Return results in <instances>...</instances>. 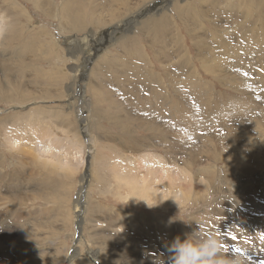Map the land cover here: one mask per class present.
Wrapping results in <instances>:
<instances>
[{
  "label": "rangeland",
  "instance_id": "obj_1",
  "mask_svg": "<svg viewBox=\"0 0 264 264\" xmlns=\"http://www.w3.org/2000/svg\"><path fill=\"white\" fill-rule=\"evenodd\" d=\"M34 1L17 0L19 8H10L8 6L13 7V4L0 0V20L4 15L10 21L17 19L25 38L35 42V50L21 57L24 66L28 67L22 79V98L16 104L0 103V225L1 222L5 225L0 229L18 231L0 248V264H32L13 262L16 251L22 258L31 255L37 264H68L78 252L79 261L71 264H127L130 259L127 251L119 252L120 258L113 261H108V253L114 250L113 247L129 249L141 241H136L140 237L146 247H142L146 251L143 255L147 258L145 260L152 258V263L156 264L159 257L169 264V244L180 233L184 239L191 235L195 230L194 220L201 224L198 228L201 235L207 234L205 228L208 227L207 231H214L221 243L225 241L221 236L223 231L227 228L234 231L228 235L229 241L237 244L242 254L264 264V202L256 199L254 207L244 205L250 190L255 189L254 194L264 195V122L254 121L246 130L243 120L248 115L244 113L233 116L227 124L219 122L210 126L204 122L212 120V116L200 114L193 120L191 129L188 127L191 132L195 131L192 136L183 139L179 129L177 133L170 134L172 148L163 133L162 123H153V131L143 126L146 118H151L153 110L170 117L164 109V99H156L170 95L173 80L179 83L182 93H188L194 99L199 97L200 91L195 82L200 81L203 90L211 95L205 100H217L216 108H225L226 101L234 102V115L250 104L264 112V24L255 25L259 23L253 18L255 6L241 7L242 0H116L119 5L114 4V0H95V10H83L80 14L85 23L79 31L67 28L64 23L65 0H39L43 4L40 8ZM161 4L163 6L155 13L141 10L145 6L159 8ZM230 7L234 9L231 11ZM182 8L203 11L209 16L205 19L212 24L201 18L198 23L193 20L192 25L185 28L178 14ZM247 10H253L252 18L244 14ZM112 13H116V17ZM261 16H264V9ZM104 27H112L113 33L121 34L114 36V42L108 38L110 42L104 43L106 49L101 50L99 56L90 55L88 64L81 61L77 65L73 57L85 56L87 51L75 49L74 38L84 39L96 33V38L88 36L92 44L100 35L106 37ZM255 36L263 41L261 45L258 46ZM69 41H72L73 48H68ZM116 56L132 63L136 71L118 67L115 73L104 75V62L108 59L113 61ZM93 58L95 61L89 67ZM15 59L13 61L18 63L19 60ZM76 66H82L79 71L84 73L80 82L81 93H77V85H74ZM146 73H153L159 82L143 83ZM16 74L10 79H21ZM72 93H77V96H70ZM159 107L163 111L158 110ZM37 109H40L41 116ZM17 110H21L22 117H17L13 125L8 118ZM40 118L47 122L40 121ZM39 121L43 124L34 125L35 134L28 124ZM42 130L52 134L55 143L62 141L68 154L30 155L13 147L10 139L15 132L24 136L22 141L26 144L45 147L51 138H48L49 134H45V138L41 136ZM230 132L256 135L242 139V145ZM226 145H233V148L214 154L217 148L222 149ZM206 147L209 148L207 151ZM246 149L248 160L237 169L238 173L246 170L245 177L238 173L230 174L232 168L224 159L229 158L232 150L236 156ZM145 155H152V159H146L148 163L143 161ZM64 156L69 160H62ZM156 159H163L169 168L193 177L186 176L184 184L191 182L195 185L203 179L208 190L197 199L193 196L188 200L178 198L175 201L167 200L165 196L164 199L146 198L139 186L147 184L140 183L141 180L137 185L139 188L124 183L128 181L135 185L129 168L135 170L137 165L146 170L161 166L154 163ZM201 173L206 177L199 178ZM180 180L183 182L184 178ZM84 182L89 187L87 194L84 192L87 197L86 200L84 198V203L87 201L86 215L81 218L75 204ZM171 183L178 185V180L169 178L163 184L164 189L170 190ZM247 191L250 192L246 194ZM232 201L248 214L230 215L229 211L237 213L232 210L233 206L227 207ZM216 210L219 212L217 216L213 214ZM165 228L167 232H164ZM113 232H116L115 238ZM100 236L111 242L108 245L111 250L98 243ZM256 242L259 246L255 245ZM100 256L105 258H98Z\"/></svg>",
  "mask_w": 264,
  "mask_h": 264
},
{
  "label": "bare ground",
  "instance_id": "obj_2",
  "mask_svg": "<svg viewBox=\"0 0 264 264\" xmlns=\"http://www.w3.org/2000/svg\"><path fill=\"white\" fill-rule=\"evenodd\" d=\"M4 1H6L9 4H13V7H12V5L8 6L10 8H19V6L17 5V3H18L17 0H4ZM212 1L214 2V0H212ZM34 2H35V5L38 6L37 8H40L41 6L43 7V4L39 0H37V1L35 0ZM232 2H234V0H232ZM232 2H231L232 6H235V8H236L237 5H233ZM241 3L244 4V5H242V4L239 3L241 7L247 5L246 6V8H247V7H249L250 4H251V8L255 6L256 15L253 16V18H254L255 21H259V23H256L255 25H259L260 23L264 24V16L263 17L261 16V10L264 9V0H242ZM114 4H118V3H116V0H114ZM114 4H113V8L115 10H117V8H116V6ZM162 6H163V4H161V6L159 8L157 6H145V8H142L141 10H148V11H152V13H155L154 11H156L157 9H160ZM63 8L66 11V16H65V19H64V23H65L66 27L68 26L70 28H73L74 30L81 31V29L83 28L85 22H84V18H82V16H80V14L83 12V10H89V11L95 10L97 8V5L95 3V0H93L91 2H88V3H85L83 0H65ZM230 9L232 11L234 8L230 7ZM214 10H217V9L215 8ZM251 11H253V10H247V11L244 12V14L246 16L250 17ZM49 12H51V10ZM139 12L140 11H138V13ZM115 14L116 13H112V16L116 17V16H114ZM178 14L181 16V22H182V25L185 28H188V24L192 25V21L193 20H195L198 23L199 21H201V18L203 20L205 18L208 19V17H209L203 11L195 10V12H193V11H190L188 8H182L181 10L178 11ZM2 18H3V20H0V72H2V79L3 80L0 78V103L2 101L15 103V102L20 101L19 99L22 98V96L20 97V95H22V93H21L22 79L25 77V69L28 68V67L24 66V64L22 63L21 57H23V56L25 57L29 53H31V51L35 50V46H34L35 42H34V40L29 41L28 38L27 39L25 38L23 27H22V25H20V23L17 22V19L14 22V20H12V21L8 20L5 15L2 16ZM250 18H252V17H250ZM207 19H205L203 21L206 22V23L212 24V21L207 20ZM96 21L97 20L95 19V22ZM99 22L101 23L100 19H99ZM104 28H105L106 37L103 38V36L100 35V37H98L97 41H96V39H94L92 44H91L92 40L89 37L92 36V38L93 37L96 38L98 36L96 33L92 34L90 32L91 34L88 35L89 37L87 36L84 39L83 38H79V39L77 38L76 39V38L73 37L75 41L74 40H72V41H74V44L77 45V47L75 49H80V50H83L85 52L87 51L85 56L82 54L83 55L82 57H78V56L77 57H73L74 58L73 61L77 62V65L81 61H82V63H84V65L88 64L89 63L88 59H89L90 55H91V57H92V54H95V56H99L101 50L106 49L104 43L110 42V40L108 38H111V40L114 42V39H115L114 36H117V35L121 34V33H113V28L112 27H104ZM90 29H91V26H90ZM187 31L189 32V30H187ZM101 33H103V31ZM110 34L112 35V37H111ZM30 36H31V34H30ZM100 38H102V40H100ZM254 38H255V41L258 44V46L263 43V41H261L259 39V37L255 36ZM32 39H33V37H32ZM53 39H54L55 44H56L55 38H53ZM56 39H57V37H56ZM57 41H59V40H57ZM72 41L71 42L69 41V43L66 42V43L69 44V47L67 46L68 48H73L74 47ZM230 42H232V40ZM14 58H16L15 59L16 61L19 60V62L15 63L13 61ZM93 60H94V58L90 59L89 67H90L91 62ZM17 66H18V68H17ZM14 67H16V68H14ZM118 67H126V68H129L130 70L132 69L133 71H136V68L134 67V65L132 63L127 62L124 58H122L120 56L119 57L116 56L113 61H111V59H108L107 61L104 62L103 73L106 72V73H104V75L108 74V73L109 74L110 73H115V70ZM76 68H77L76 69V83H74V85L75 86L77 85L76 86L77 93L78 92L81 93L80 86H82V85H80V82H81V77L84 75V73L82 71H79L82 68V66H76ZM16 70H17V74H16ZM37 71H39V70H37ZM89 71H92V68ZM112 71H114V72H112ZM14 72H15L16 76L18 75L17 77L21 76L20 77L21 79L11 80L10 78L12 77V75H15ZM146 75H147L146 80H144L143 83H147L148 81H151V82L153 81L155 83V82H159V80H160V79L156 78V76L153 73H146ZM78 78H79V81H78ZM10 81H15L16 83L13 84V83H10ZM77 82H78V84H77ZM195 83H196V87H200V91H199V95H198L199 97H195V99H194L193 98L194 96H192V95H190L188 93L185 94V93L181 92V86L179 85L178 82H176V80L171 81V83H170V87H171L170 95L165 94V95L162 96L161 99H156V101H161L162 99H164L163 106H164L165 111L167 113H169L168 115L170 117L166 118L163 114H160L157 110H153L154 112L151 115V118L147 117L146 120L143 122V126L146 127L147 129L151 130V131H153V129H154L153 123H155V124L162 123V126L164 128L163 133L167 135L165 137L168 139L167 140L168 143L171 144V148L173 146H172V142L169 140L170 139V134L173 133V132L177 133L178 129H179L181 131V137L183 139H184V137L186 138V136H188V135L192 136L195 131H192V132L190 131V129H191L190 125H192V124L194 125L193 120L195 119V117H198L200 114H206V115H211L212 116V120L204 122V123H209L210 126L217 125L219 122L223 123V124L226 123V122L229 123V122H231L233 116L235 118V117H237V116H239L241 114H244V113H247V115H248V117H246L243 120V122H245V129L246 130L249 129L248 125L253 123L254 121H256L258 123L264 122V112L260 111L258 107H253L252 104H250L244 110L238 111L235 115H234V108H235L236 104L234 102L226 101L225 102V108H223V107L216 108L218 106L217 100H214V101H212V99L211 100H205L206 97H211L210 93H206L203 90V88H202L203 85L200 84V81H196ZM18 92H20V93H18ZM77 93H72V94H70V96L76 97ZM165 96H167V98H165ZM83 97H85V96H83ZM218 98H221V96H219ZM81 99H82V97H81ZM248 99H251L250 96H248ZM149 107H151V106H149ZM161 109L162 108L159 107L158 110H161ZM30 110H29V112H30ZM37 110L39 111L38 114L41 116L42 113H41L40 109H37ZM162 111H163V109H162ZM29 112H27V113H29ZM251 112H254L255 114L252 115ZM34 113L35 112H33V114ZM220 113H222V114H220ZM10 114H11V112H10ZM20 115H22L21 114V110L20 111L17 110L15 115H13L12 117L8 118V120H10L8 122L9 123L11 122L14 125L13 122L16 120V118L17 117H22ZM35 115H36V113H35ZM228 117L231 118V119L229 120ZM214 118H217V119L214 120ZM40 121H45V120L40 118ZM40 121L38 123H30V124H28L30 130L35 132V134H36L37 131L34 128V125L43 124V123H40ZM45 122H47V121H45ZM12 124H11V126H12ZM183 126L186 127V128H188L190 126V129L188 128L189 131H187L186 128L184 129ZM5 127H7V126H5ZM38 127L41 128V126H38ZM192 127H194V126H192ZM220 127L221 126H219V128ZM40 133H42L41 136H44V138L46 137L45 134H49L48 132H45V130L40 131ZM211 134H214V133H211ZM230 134L232 135V137L234 139H237V140L241 141L242 145H244L242 143V139H246V138H248L251 135H256V134H253V133H243V132H237V133L236 132H230ZM7 138H8V136H7ZM48 138H51V139H49L48 142H47V145L45 147H42V148L37 147L35 145L33 146V145H30V144L29 145L26 144L25 141H22L23 139H25L24 136H22L19 132L13 133V135H12L10 140L13 142L12 145H13L14 148H16V151H26L30 155L61 156L62 152L65 153V154L63 153L64 155L68 154L65 151L64 146H62V143H63L62 141H57L55 143L53 141L55 139H54V136L52 134L51 135L49 134ZM263 145H264V143H263ZM196 146L197 145H195V147ZM198 147H200V146H198ZM231 148H233V145L232 146L226 145L222 149L217 148L214 151V154H217V152H221V151L225 152L226 150H229ZM208 149H209L208 147L205 148L206 151ZM243 149H245V147H243ZM247 154H248V151L246 149V150H241V153L240 154L237 153L236 156H235L234 155V150H232L230 152L229 158L228 159H226V158L224 159L225 163L230 165L231 168H232L229 171L230 174L236 175V173H238L237 172L238 167H242V165H243L242 162L246 163L247 160H248V156H246ZM143 158H145V159H143L144 163H148L149 161L146 160V159H152V155H145ZM62 160H69V157L68 156H64L62 158ZM156 161L157 162H154V163L159 164L161 166L151 167V168H148L146 170H144L142 167H137V165L135 167V170L133 169V167L132 168L128 167L131 170V176H132V178H133V180L135 182V185L133 183H131V182H128V181H126L124 183L127 184V185L129 184L130 186L135 188L137 185H139L138 184L139 180H141L140 183L147 184V186H141V185L139 186V187L143 188L142 189L143 195L146 198L147 197L150 198L151 196H154V199H155V197H157L156 199H158V198L160 199L161 197L164 199V196H165V198H167V200L168 199L175 200V199H178V198H184V199L188 200V199H190L193 196H195V199H197L200 196L201 193H204V191L206 192V190H208V186L204 182L203 179H200L198 181V183L195 184V185H193L191 182L188 183V184H184L186 176L188 178H193V177H190L188 175L185 176V175H183L184 173L177 172L178 170L176 168H174V169L169 168L168 166L165 165L163 159H158V160L156 159ZM238 162H240V163H238ZM173 165H175L174 162H173ZM244 171H246V170L242 169V171H239L238 174L241 177H245L244 176ZM185 173H186V171H185ZM201 174L202 175H198L199 178H201V177L205 178L206 177V176H204V175H206L205 173H201ZM143 176H144V178H143ZM169 178H171L172 181L178 180V185H175V184L172 185V183H171L170 186H169L170 190H166V189H164V185L163 184ZM183 178H184V181L182 182L180 179H183ZM262 178H264L263 175H262ZM231 185H233V184H231ZM88 187H89V185L86 186L85 182L83 184H81V190H80V193H79L80 194L79 195V199H77V203L75 204V208H76V210H78L77 212H80V214L82 215L81 218L83 217V215H86V209H87L86 208V204H87V201H85V203H84V198L86 200L87 197L84 196L85 195L84 192L86 191V194H87ZM172 189H174L176 191L173 192ZM248 190H250V189H248ZM134 191H136V189H134ZM139 191H141V190H139ZM250 191L246 192V194H248L250 192L249 193V198L250 199L248 198L244 202L245 206L254 207L253 204L255 203L256 199L259 200L260 202L261 201L264 202V195L263 194H261V195L254 194L253 192L255 191V189H252ZM137 192H138V190H137ZM217 192H221V190H218ZM132 193H133V191H132ZM140 194H141V192H140ZM136 196H137V193H136ZM131 197H132V195H131ZM175 201H177V200H175ZM225 205H227V204L225 203ZM231 206L234 207L232 210L235 209V211L237 212V213H234V214L232 213L231 214L230 211H229V214L234 216V217H239L242 214H244V215L248 214L245 209H243V208L242 209H238V207L236 206V202L235 201H232V202H230V204L227 205V207H231ZM57 209H59V208L57 207ZM217 212L218 211L216 210V212H214L213 214L215 216H217L219 214V212L218 213ZM65 214L64 215H65V218H66L68 212L65 213ZM158 221H160V220H158ZM227 221H228V219H227ZM1 223H2L1 224L2 226H5L4 222H1ZM192 225H193V228H195V230H197L198 228H200L199 226H201V224L199 222H196L195 220L192 223ZM215 225L216 224H214L212 226H215ZM202 226H203V224H202ZM191 229H192V227H191ZM205 229H206V232H207L206 235L213 234V235L216 236V233L214 231L213 232L207 231L209 229L208 227H206ZM17 232L18 231H5V230L4 231H0V248L3 247V245L7 242V238L11 237L10 240H12L17 235ZM31 232H33V231H31ZM82 232H85V231H82ZM164 232H167L166 228H165ZM181 232H183V231H181ZM202 232H204V231H202ZM230 233L232 234V233H234V231H230L227 228L226 231H223L222 234H221V236H223L224 239H225V241L222 243V250H221V253H220V256L222 257V259H224L227 262V264H259L260 260H259V262H257V259L253 260V258L246 256L244 253L242 254L241 250H239V248H238L239 246L237 244H233V243H231L229 241L228 235H230ZM176 234H178V233L175 232V235ZM32 235L34 237L37 236V234H35V233H32ZM262 236H263V234H262ZM81 237H83V236H81ZM179 238L181 240H184V236H183L182 233L179 234ZM138 240H141V241L133 244L127 250V254H128L129 258H130V259H128L129 262L127 264H129V263L137 264L138 262H139L138 264H153L152 261H151L152 258L151 259L149 258V260H145L146 257L143 258L144 253H146V251H144L143 249L146 248V247H144V243H143V240L141 239V237L139 239H137L136 241H138ZM78 244L80 245V240H78ZM230 244L235 246L238 251L233 246H231ZM257 244H255V245H257ZM169 246H170V244H169ZM142 247H144V248H142ZM78 248H79V246H76V249H78ZM231 252L233 254H231ZM90 253L91 252L88 251L89 255H90ZM248 255H251V254H248ZM256 255L258 257H260L258 251H256ZM73 261H74V257L71 260H69L68 264L73 263Z\"/></svg>",
  "mask_w": 264,
  "mask_h": 264
},
{
  "label": "clouds",
  "instance_id": "obj_3",
  "mask_svg": "<svg viewBox=\"0 0 264 264\" xmlns=\"http://www.w3.org/2000/svg\"><path fill=\"white\" fill-rule=\"evenodd\" d=\"M4 230L5 228L0 229V231ZM221 250L222 243L217 236L201 235L197 229L184 240L175 238L168 246V251L171 253L169 264H225L220 258ZM156 264H165V260L158 257Z\"/></svg>",
  "mask_w": 264,
  "mask_h": 264
},
{
  "label": "crops",
  "instance_id": "obj_4",
  "mask_svg": "<svg viewBox=\"0 0 264 264\" xmlns=\"http://www.w3.org/2000/svg\"><path fill=\"white\" fill-rule=\"evenodd\" d=\"M67 212V211H66ZM115 233L116 232H113V238H115ZM97 241H98V243H100L101 245H102V247L103 248H107L108 247V249H110L109 248V243H111L109 240H107L106 238H103L102 236H100V237H98V239H97ZM113 242H116V241H113ZM119 246H120V244H119ZM257 246H259V244H257ZM113 249L114 250H112L110 253H108L109 254V256H108V261H113L114 259H119L120 258V256H121V252H124V251H127L128 249H127V247L125 248V249H123V250H121V248H117V247H113ZM27 250V249H26ZM111 250V249H110ZM115 250H117V251H115ZM12 252H14L13 250H11ZM26 252V251H25ZM120 252V253H119ZM259 252V251H258ZM15 254H16V259H12V256L13 255H11V259L12 260H14L13 262H18V261H24V262H28V263H32V264H37L36 263V261L35 260H32L31 259V255H30V257H28V258H22L21 256H20V254L16 251L15 252ZM32 255H33V253H32ZM97 255H101V253L100 254H97ZM27 256H29V255H27ZM19 259H18V258ZM79 257H80V254H79V252H78V255L77 256H74V261H73V263L77 260V261H79ZM35 258V257H34ZM98 258H100V259H103V258H105V257H98ZM18 259V260H17ZM25 259V260H24ZM28 259V260H27ZM32 260V261H31ZM20 264H22V263H20Z\"/></svg>",
  "mask_w": 264,
  "mask_h": 264
}]
</instances>
